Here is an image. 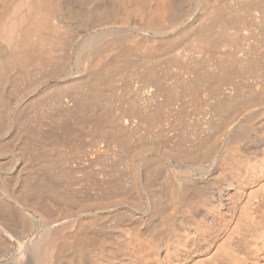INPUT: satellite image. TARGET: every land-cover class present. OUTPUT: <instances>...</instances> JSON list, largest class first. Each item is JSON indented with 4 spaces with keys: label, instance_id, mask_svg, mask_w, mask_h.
<instances>
[{
    "label": "rangeland",
    "instance_id": "obj_1",
    "mask_svg": "<svg viewBox=\"0 0 264 264\" xmlns=\"http://www.w3.org/2000/svg\"><path fill=\"white\" fill-rule=\"evenodd\" d=\"M116 1L120 8L128 7L126 5L129 0ZM163 2V47L159 51L158 48L154 50L153 46L158 45L159 40L150 38L153 43L151 45L149 41L142 42L138 39L136 42V38L132 40L130 32L126 33V37L123 35L125 33H121L125 40H122V36L118 45L113 48L121 47L123 42L120 41H124L121 48H126L128 54L125 55L126 58L118 59V65L115 62L112 64L114 69L110 67L111 70L107 73L102 71L105 76L96 83L98 88H94L95 83L90 85V89L84 82L82 86L79 84L81 82L68 83L69 78L65 79L64 73L59 70L60 63L64 60L60 56L63 51L56 49V53L54 50L45 53L53 56L48 60L52 62L51 59H55L54 63L44 60L47 62L45 64L38 59L37 62L36 54L32 60L19 55L17 59L20 58V61H10V65H7L14 55L7 54L10 53L7 50L4 54L5 48L1 47L3 51L0 48V61L6 59L7 55L4 60L7 64L0 62V88L3 85L4 90L0 89L3 92L0 91L3 94L0 95V183L6 180L13 195H18L21 200L25 198L30 204H39L37 207H42V214L49 213L53 222H56L53 228L79 217L77 235L72 231L69 239L72 243L71 239L79 240L80 236V241H75L77 245H72L79 247L81 242L82 246L79 248H83V256L87 260L88 257L97 259L101 243H124L129 246L131 256L149 259V230L157 228L159 233H163L162 216L172 207L167 192L169 179L166 175L169 172L176 176L188 174L191 177L189 181L193 185L185 183L186 190L209 179L211 183L218 180L217 182L221 181L229 187L235 183L236 190H232L235 191L233 194L255 190L264 179L262 150L259 154L261 157L245 154L240 150L256 146L264 135V104L261 105L257 98L264 83V0H195V4L189 0ZM159 3L160 0L144 1L142 7L145 21L149 20L148 13L160 8ZM175 4L189 10L177 24L171 18V9L177 7ZM149 6L154 9L149 11ZM119 15L123 17L117 16V22L124 24L127 21L126 15ZM125 25L126 23L123 26ZM127 35L130 36L128 40ZM35 44L34 42L32 46L36 50L39 46ZM111 47L108 48L112 49ZM150 47L154 54L151 49L149 52ZM105 48L102 52L109 58L105 56L106 59L103 53L102 56L109 63L108 59L111 60L114 54ZM107 50L113 56H108ZM58 53L60 58L57 59ZM104 60L103 63H107ZM39 63L42 67L38 66ZM3 66L8 67L3 69ZM54 66L55 69L59 68V76ZM71 66V71H74L76 68L73 64ZM2 73L8 77L4 79ZM74 104L82 107L78 109ZM240 122H249L254 128L242 138L243 141L232 140L229 146L227 144L222 153L227 160H205L201 164V171H198L199 168L196 171L191 168L187 172L191 163L176 159L177 154L196 152L203 145L216 144L220 133L221 140L223 129H226L225 132L228 130L229 134L226 135L231 137ZM226 135L222 136H225L224 140ZM263 147L264 141L261 144L262 149ZM161 151H173L177 156L167 157ZM240 153L245 156L242 157ZM143 158L148 159L147 163ZM224 160L226 163L223 166L220 161L223 164ZM210 167L213 169L209 170ZM37 187L40 192H37ZM34 188L37 190H32ZM29 190L31 191L28 192ZM2 192L4 193L0 188V196L8 200V205L0 197V212L3 204V208L6 205L10 209V215L4 216L3 212L0 217L3 215L4 221L9 222L11 219L12 222H5L9 225L3 223L5 227H0L4 231L10 229L7 230L8 233L0 230V264L22 263V257L18 258L21 255L17 251L18 247L22 250L24 248L21 247L24 246L30 249L33 241L41 236L44 223L30 208L35 229L30 228L27 221L24 223L23 220L21 224L23 216H18L22 214L21 207ZM234 196L236 195L229 202L230 212L232 210L236 213L234 211L244 204V200H238ZM151 205L155 210L149 211V214L141 215L135 211L137 206ZM12 209L13 212L10 213ZM121 223L126 225L121 227ZM120 227H127L128 238L119 235ZM218 229H222L221 224L210 229L213 233L210 234L215 235ZM141 232L142 238L138 239L137 233ZM205 233L200 229V237H214ZM2 240H7L3 241L6 245ZM179 244L181 246L179 245L174 258L170 259V264H187L185 260L196 253L197 240H179ZM64 253L68 259L66 253L72 254L73 251L67 249ZM103 263L119 264L110 256ZM190 263L189 261L188 264ZM125 264L137 263L129 260ZM144 264L154 263L150 261Z\"/></svg>",
    "mask_w": 264,
    "mask_h": 264
},
{
    "label": "bare ground",
    "instance_id": "obj_2",
    "mask_svg": "<svg viewBox=\"0 0 264 264\" xmlns=\"http://www.w3.org/2000/svg\"><path fill=\"white\" fill-rule=\"evenodd\" d=\"M144 1L145 0H129V3H127L128 5H126V7L127 6L128 7L126 9H122L123 7L120 8L119 5H117L116 0H0V48L1 47L5 48L4 54H6V52H10L7 54L14 55L13 57H11L12 55H10L11 59L9 58V55H8V58L10 59L8 64L6 63L7 61L6 62L4 61L7 59V55L5 57L6 59H3L1 61H4L7 65H10V61L15 62V63L17 60L20 61V58L17 59L19 55H24L27 57V60H30L31 58L33 59L34 57H36V54H37V58H35L36 60L35 59L34 60L37 62L38 60H42L44 62V60L47 61L48 59H50V56H51L50 54L48 55L49 56L48 57L45 53L49 51H50L49 53H51L52 52L51 50L55 51L56 49H58L59 51H63V54L60 52L62 54L60 56L61 57L63 56L64 60L62 59L63 60L62 64L60 63V69L57 67H56L57 69H55L56 65L53 67L55 71L58 69L61 70L60 72L64 73L65 75L64 78L65 79L69 78L68 83L71 82V84H75L77 82H81L79 84H81L82 86L84 82L86 86L88 85V88L90 87V85L95 83L94 88H98V86H96V83L103 76L102 74H104V72L102 71H105L107 73L108 70H111L110 67L113 66L112 64L114 62L116 64L119 58L121 59L126 58L125 55L128 54V50L125 51L126 48L125 49L121 48L123 44L125 43L124 41H120V42H123V44H120L122 45L121 47L118 46L120 48L118 47L113 48L114 45L115 46L118 45L117 43L119 42L120 38L123 35L126 37V33L130 32L132 35L130 34L129 35L132 36L133 38L132 40H135L136 38V42H138V39L139 41L142 40V42L144 40L145 42L146 41L150 42V40L152 39L159 40L158 45L153 46L155 47L154 50L155 49L157 50L158 48V51H159L160 50L159 48L163 47L164 45L163 43H165L163 42V3L164 2L163 0H160L159 4L161 5H160V8L158 7V9L155 6L157 11L155 9V12H152L151 14L147 12L149 15V17L147 16L149 20L145 21L146 19H143L144 18V10H143L144 8L142 7L144 4ZM190 1L191 2L193 1L194 4L196 3L195 0H189V2ZM173 3L171 5H174ZM169 5L170 4L168 3V6ZM181 7L179 8L177 6V7H173V9L169 7L171 9V14H172L171 18L173 19L174 24L181 22L183 19V16L187 13L188 9H185V8L183 9V7L182 8ZM151 8L154 9V7H150L148 10L150 11ZM119 14L126 15L127 21L125 20L126 21L125 26H123L125 24L124 22H123L124 24H119L121 22L119 23L117 22V16H120ZM120 17H123V15H121ZM119 19L120 18H118V21H120ZM142 19L144 20V22ZM121 33H125V34L121 36ZM129 35H127L129 37V38L127 37V40L130 39ZM125 37L122 40H125ZM34 42L38 44V45L35 44V46H39V48L36 47V50L32 46ZM128 42H131V41H128ZM132 42L135 43V41H132ZM153 42H155V44L157 43V41H153ZM150 43L151 45L153 44L152 42ZM150 43L148 44V46H150ZM105 47L109 49L110 52L112 51L114 54V56L111 55V53L107 50L110 53V54L107 53V55L113 56L111 60L108 59V61H110L109 63L106 60H104V57L106 55L104 56L105 52L103 53L102 50H104ZM108 47H111L112 49ZM151 47L149 48V52L153 49V47L152 49ZM37 48L40 49L39 52L37 51ZM42 49L44 51H42ZM1 50L3 51V48H1ZM102 53L104 57L102 56ZM4 54L2 53V55ZM44 54L46 55V59H44L45 57ZM153 54H154V51H153ZM60 56L58 53L57 59L60 58ZM52 57L53 56H51V58ZM72 57H73V60H72ZM22 60L24 59H21V61ZM51 60L52 62L48 60L49 63L50 62L54 63L53 61L55 59L54 60L51 59ZM103 60L106 61L107 63L105 62L103 63ZM72 61L73 63H71ZM18 64L22 65L21 62H19ZM45 64H47V62ZM71 64H73L74 68H76L74 71H71L72 70ZM39 65L40 63L38 64V66ZM11 66H14V65H11ZM11 66H9L10 70H12ZM40 66L42 67V64ZM0 67L2 68V66ZM7 67L3 66V69ZM59 70H58V76L60 73ZM6 74L8 75V73ZM2 75L3 77H5L3 73ZM6 77L4 79H6ZM2 84L4 83L2 82ZM60 84L63 85L64 83L63 84L60 83ZM4 85L6 86V84ZM83 89L84 88L82 87V92H83ZM2 90L0 91L2 92ZM87 92L91 93L92 91L91 92L87 91ZM2 93L0 95H3ZM82 95H84V93ZM90 95H89V98H90ZM259 95L260 96L257 97L259 99L258 102L262 105V103L264 104V83L262 84V89L259 92ZM92 96H94V94ZM5 104H8V103H5ZM74 106L76 107V104H74ZM79 107H82V106L77 105L76 108L79 109ZM70 108H71V105H70ZM263 111H264V108H263ZM250 124L251 123L249 122L247 124L246 123L243 124L241 122L237 124L238 126H237V129H235V132L233 134L231 133L232 135L230 134L231 137L226 135V133H228L229 131L227 130L225 132L226 129L225 130L223 129L225 134L222 133V136L226 135V140H224L225 136L223 138L221 136V140L219 139L221 135L220 133L219 137L218 136H217L218 138L216 137L218 139V142L216 144H207L205 147L203 145L204 147V148L202 147L203 149L200 147L202 149V150L200 149L201 151L198 150L196 152H190V153L188 152L186 154H177L178 157H176V159H180L179 161L184 160L187 163L188 162L191 163V165L188 166L190 169H188L187 172H189L191 168L193 169V171L194 169L196 171V169L199 168L198 169L199 171L202 168L201 166L202 162L203 161L205 162V160L210 161L211 159L213 160L225 159V156H223L222 153L225 147L227 146V144L229 146L232 140L238 141L242 138L244 139L246 134H248L254 128V126L253 125L251 126ZM215 139L213 141H215ZM243 139L241 141H243ZM263 141H264V135L256 146H251L247 148L244 146L246 149L242 147L243 149L240 148V150L241 152L245 154L250 153L252 155H257V156L260 154V151L262 150L261 152H263V154L261 155L263 156L262 160H264V147L263 149L261 148V144H263ZM232 150H234V148ZM157 152H160V151H157ZM161 152H165V151H161ZM171 152H165L166 156L173 157L176 155V153L174 154L173 151ZM234 152L238 153V151L236 150ZM226 153H229V151ZM230 153L232 154V152ZM245 154H241V156L242 155L245 156ZM167 157H164V158L168 161L169 159ZM144 159L145 158H143L142 160ZM146 160L148 159L146 158ZM146 160H144V162H146ZM225 160L223 161V164H222V161H220L221 165L224 166V164L226 163ZM149 161L151 162V160ZM239 161H241V159ZM212 169L213 167L209 168V170H212ZM165 173H167V171ZM168 175H166V177L169 179L168 182H169L170 187L167 186V188H169L168 189L169 191L167 192H168V197L170 201L169 203L172 204V207L170 208L171 210L169 209L170 211L168 210L169 212L166 211V214H163L162 216L163 218L159 217V218H162L163 233H159L157 228H154V227L153 228L156 229L157 231L154 229L149 230V235L151 236V239L148 240L149 255H151L149 256V259L145 257H140V256H137V257L131 256L128 250L129 246H125L124 243L123 244L118 243L119 245L117 244L112 245L110 243L109 244L101 243L100 244L101 250H100L99 256H97V259L100 258L99 260H97L96 258L89 259L90 257L88 256H87L88 260L87 258L84 259V256H83L84 251L82 250L83 248L81 249L79 248L81 245V242H80V245L78 243L79 247L78 246L76 247L75 245L77 244H75L76 243L75 241L77 239H75V241L71 239V241H73L72 243L70 242V239H69L70 236H72V231L73 233L75 232L76 234V231L79 230V227L77 228L79 217H74L72 218L71 221H68V222H62L60 223V225L58 224L59 226L53 228L52 226L55 225L56 222H53V219L51 218V215L49 213H48L49 216L44 215L42 214L43 212L41 209L42 207L40 206L39 208L37 207V205L39 204L35 205L31 202L32 204L31 205L29 203L30 201L27 202L25 198L21 200L19 199L18 195H17L18 197L16 195H13L14 193L12 194L11 192L12 189L8 188L7 183L9 182L5 183L6 180L5 181L2 180V182L0 183L1 190L4 191L5 195L8 196V198L13 199L15 202H17L18 205L22 209L21 210L22 214H19L20 211L17 212L19 214L18 215L19 218L23 216L20 219L21 224H22V221L24 220L23 221L24 223H26V221L27 223H29L30 228L34 227L35 225L34 220H33L34 218L33 216H31L32 212H29L30 208L33 209L39 215L40 219L44 223V229L41 231V236L37 238L35 241H33V243L30 245V249H28L27 247L26 249L24 246V247H21V248H24L22 250L20 249V246L18 247L19 249L17 251H19L18 252L19 254L21 253V255H18V258L20 256L22 257V263L19 261L20 263L18 264H104L103 262L107 256H110L113 261L119 264H125L129 260L136 262L137 264H144L145 262H150V261L153 262L154 264H170L169 263V261L171 262L170 259L174 258L173 256L177 252L178 248L181 246V244H179V240L180 241L184 240V242L190 240L193 242V239L195 241L197 240L198 242V246L195 249L196 253L194 256H191L189 260H185L186 258L184 259L188 263L190 261L191 262L190 264H264V179L263 180L260 179L261 180L260 186H258L259 185L258 183L257 185L258 188L255 190H251L250 192H247V193L242 192L238 194H233L235 191L233 192L232 190L236 188V185H234L235 183L229 187L226 184L221 183V181L217 182L218 180L216 181V183H211L212 181L209 182L208 181L209 179L206 178L208 179L207 180L208 183L206 181L205 183H199L200 185L195 184L194 186L186 190L187 188H185V183L188 184L187 182H190L189 179H191V177L189 178L188 174H185V175L180 174L181 176L179 175L176 176L173 173L169 172ZM193 179L195 180L194 177ZM193 182L195 183V181ZM191 185L193 184L191 183ZM42 188L43 187H41V189ZM37 189L34 188L32 190H37L38 192L40 188L37 187ZM30 191L31 190H29L28 192ZM233 195H236L238 200L240 199L244 200V204L241 207H238L239 209L235 208L236 210L234 212L236 213H233L232 210L230 212L231 203L229 202H230L231 197L233 198ZM0 197L2 198V199L0 198L1 201L2 202L6 201V205H8L7 204L8 200L3 198L2 196ZM21 198L23 197L21 196ZM36 203H39V202H36ZM14 204L15 203H13V205ZM6 205H4V208H3V204H2V207H1L2 212H0L1 214H3L4 212L5 213L4 216L10 215L9 214L10 209ZM13 205L12 207H14ZM154 210L155 209L152 205L144 206V207L143 206L135 207V211L139 212L141 215L149 214L150 213L149 211H154ZM163 210H164V207H163ZM12 212H13V209L10 213ZM46 212L47 211H44V213ZM17 213L15 215H17ZM2 217L3 215H1L0 217L1 220H3V221L0 220V227L3 225V223L7 222V220L4 221ZM15 218L19 219L17 216H15ZM24 218H26L27 220ZM7 223L5 224L9 225ZM124 224L121 223V227H123ZM219 224H221V228H222L220 229L221 231L219 229H218L219 231L213 230V231H216V233L214 232L215 235H212L213 233L211 232L212 230L210 229H213ZM121 227L119 228L120 230L118 229L119 235L123 237L126 235L128 236L129 232L127 230V227L126 229H124L125 227L121 229ZM200 229L202 230L203 233L206 231L205 234H208V236H212V237L214 236V237L212 239H204L200 237L199 235ZM7 230H10V229H6L5 231L1 230V231L8 233ZM10 233L11 232H9V234ZM74 235L73 237H75ZM78 236H76V238H78ZM127 236L126 238H128ZM137 236H138V239L142 238V232L140 234L137 233ZM3 241L5 240H2V242ZM78 241H80V236L77 242ZM0 242H1V239H0ZM3 243H1V245ZM73 243L75 244L74 245L75 247H73L72 245ZM9 245H11V241ZM0 248L2 249V246H0ZM67 249H70V251H73L72 254L66 253V255L69 257L68 259H66V257L64 256L65 255L64 250H67ZM106 254H109V255L106 256ZM12 264H16V263L13 262Z\"/></svg>",
    "mask_w": 264,
    "mask_h": 264
}]
</instances>
